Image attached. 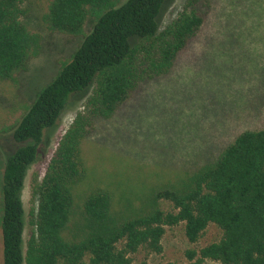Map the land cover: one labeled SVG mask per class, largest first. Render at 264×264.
<instances>
[{
	"label": "trees",
	"instance_id": "1",
	"mask_svg": "<svg viewBox=\"0 0 264 264\" xmlns=\"http://www.w3.org/2000/svg\"><path fill=\"white\" fill-rule=\"evenodd\" d=\"M35 1L44 30L79 41L8 128L14 147L4 152L0 176V264H133L141 248L161 252L165 226L180 222L191 243L210 223L222 230L218 240L188 249V264H264V126L241 131L215 159L155 188L139 205L109 185H91L82 150L98 120L112 117L143 83L171 70L212 0H185L162 29L166 0H0V84L18 88L44 48L41 31L29 23ZM92 84L44 175L34 180L36 207L25 240L28 169L70 100Z\"/></svg>",
	"mask_w": 264,
	"mask_h": 264
},
{
	"label": "rangeland",
	"instance_id": "2",
	"mask_svg": "<svg viewBox=\"0 0 264 264\" xmlns=\"http://www.w3.org/2000/svg\"><path fill=\"white\" fill-rule=\"evenodd\" d=\"M184 3L164 2L160 29ZM41 11V3L35 1L29 23L43 35L42 52L30 60L18 88L0 84V176L4 152L14 147L8 128L54 74L58 60L68 56L79 41L44 30L38 20ZM92 90L93 84L70 100L56 125L46 132L37 159L28 169L22 190L25 240L32 228L30 212L36 207L34 180L44 175L60 137L83 110ZM263 126L264 0H212L199 32L171 70L143 83L112 117L95 123L82 143L89 183L109 185L118 197L139 205L155 188L215 159L241 131ZM159 205L171 207L167 201ZM221 235L222 230L210 223L191 243L184 222L165 226L161 252L141 248L132 254L133 264H188V249L198 250ZM203 264L222 263L206 259Z\"/></svg>",
	"mask_w": 264,
	"mask_h": 264
}]
</instances>
